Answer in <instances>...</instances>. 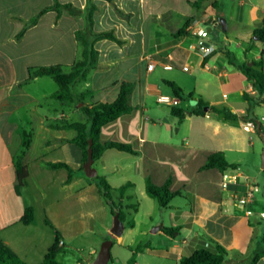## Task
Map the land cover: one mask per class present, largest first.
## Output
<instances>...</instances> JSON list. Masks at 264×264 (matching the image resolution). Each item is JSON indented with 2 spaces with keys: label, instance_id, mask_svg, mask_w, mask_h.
I'll list each match as a JSON object with an SVG mask.
<instances>
[{
  "label": "crops",
  "instance_id": "1",
  "mask_svg": "<svg viewBox=\"0 0 264 264\" xmlns=\"http://www.w3.org/2000/svg\"><path fill=\"white\" fill-rule=\"evenodd\" d=\"M58 1L84 12L90 0ZM91 2L97 7L94 32H113L121 43L107 39L94 43L97 65L87 80L73 85V102L64 103L53 98L58 90L54 79L28 80V71L60 65L68 73L80 57L75 33L86 27L84 16L49 11L18 40L25 26L54 0H0V240L27 263L38 264L58 235L63 241L60 251L70 246L85 253L77 264H90L106 235L96 236L100 222L104 232L112 233L117 245L128 250L125 264H130L131 251L139 244L150 247L137 253L135 264H179L197 249L214 251L212 240L230 251L234 264H247L264 248V168L254 163L250 174L240 154L254 153L264 142L258 132H245L241 124L246 117L264 116V103L253 104L257 89L223 51L249 66L264 60V42L255 38L256 28L264 23V0H205L199 8L193 5L195 0ZM219 15L227 20L226 31L215 27ZM195 24L208 32L212 28L203 41L205 51L189 33ZM150 63L155 66L152 71ZM166 81L193 95L180 101L185 107H178L186 110L182 122L157 102L159 94L173 95ZM123 83L133 84V110L106 124L100 141L129 144L136 154L109 149L93 167L96 176L106 178L115 189L132 183L123 194L113 192V199L126 207L133 227L121 225L112 215L95 177L84 171L82 150L73 143L76 132L62 128L64 122H86L81 107L115 101ZM199 99L229 108L238 119L228 121L211 110L203 116L191 114ZM162 112L169 128L162 129L155 121ZM177 123L181 127L175 131L184 127L187 137H172ZM215 152H222L236 167L223 172L203 169ZM18 160L28 171L23 186ZM50 164H65L70 171ZM224 173L238 175L237 182L224 187ZM147 177L156 185L171 179V191L180 194L161 208L146 194ZM254 185L259 188L254 200L241 206L237 194ZM29 208L33 218L26 225L22 220ZM172 226L182 227L175 238L162 232ZM30 257L36 260L29 261ZM109 264L119 260L111 254ZM256 264H264V256Z\"/></svg>",
  "mask_w": 264,
  "mask_h": 264
},
{
  "label": "trees",
  "instance_id": "2",
  "mask_svg": "<svg viewBox=\"0 0 264 264\" xmlns=\"http://www.w3.org/2000/svg\"><path fill=\"white\" fill-rule=\"evenodd\" d=\"M109 2L113 0H107ZM205 0H195L193 5L196 8L202 6ZM217 1L213 3V8L217 9ZM97 7L94 3L88 1L86 9L82 12L80 9L74 7L72 4H61L58 0H54V4L50 7H46L40 11L32 21L25 26V28L17 35V39H21L25 31L35 25L39 18L49 11L57 12L58 16L62 14L63 11H67L73 16H84L86 20V27L84 30L77 31L75 33L76 40L80 46V57L79 59L69 67V72H64L63 66H49V67H35L30 68L28 71V80H33L38 77H51L54 79L58 86V90L53 94V98L61 102H73V91L72 87L74 84L80 81H85L88 78L89 71L97 65L98 51L94 47V43L100 40H111L117 43H121L114 35L113 32H100L96 33L93 30L94 25V14L96 13ZM180 34L187 36L184 31ZM255 35L259 41L264 42V23H262L255 30ZM224 54L227 56L230 63L237 66L245 78L252 82L254 87L259 93V97L252 101L254 105H259L264 103V60L259 62H254L252 66L247 63H238L234 58L233 54L224 50ZM166 84L171 88L174 96L178 97L181 101H187L193 98L192 94H185L184 91L174 82L166 81ZM133 92V84L123 83L120 88V92L115 101L111 103H95L91 106L81 107V111L86 116L87 120L85 123H62V128L71 129L76 132V136L73 139V143L78 145L83 153V162L85 163L88 157V146L89 140L93 141V158L94 160H99L103 153L109 149H115L118 151L136 154V151L131 145L108 141L102 143L100 141V133L102 128L121 116L129 114L133 107L130 104V98ZM211 110L212 112L223 116L226 120L235 122L238 117L227 107H217L210 106L209 103L204 102L202 99L198 100L197 106L191 110V114L196 116H203L205 112ZM249 110V109H248ZM171 114L182 122L185 119L186 110L180 107H172ZM257 132L259 134L264 133V127L262 125L257 126ZM52 168H66L70 171L69 167L65 164H50ZM17 174L20 181V186L26 184V179L28 177V171L26 166L22 164L20 160L16 162ZM235 164H230L225 159L222 152H215L211 154L203 169H218L219 171H225L229 168H235ZM71 179V175L69 177ZM95 180L99 188V194L104 200V202L110 207L112 215L121 225H126L128 227L134 226L133 220L127 219V214L125 212V206L122 202H116L113 199V192H119L123 194L128 188L132 187V183H126L120 188H113L106 178L102 176H96ZM171 179H168L162 185H156L153 183L151 178L147 177L145 180L146 194L155 200L161 208H166L169 206L171 200L180 194V192H173L170 189ZM33 218V210L31 208L25 211L22 222L24 224H30ZM46 224L51 226V223L46 220ZM181 226L163 227L162 232L172 238L178 236L181 231ZM57 235L54 245L47 251L42 262L38 264H63L57 259L59 253V239ZM212 240V239H211ZM214 244V251L208 250L206 248H200L194 251L190 256H183L179 264H234L229 260L230 251L223 247L218 242L212 240ZM150 245H137L133 250V255L129 261L130 264H135V259L137 253L142 252ZM264 256V248L256 252L251 260L247 264H256V262ZM0 264H29L23 260L17 253H15L9 246L0 240ZM237 264H244V261H240Z\"/></svg>",
  "mask_w": 264,
  "mask_h": 264
},
{
  "label": "rangeland",
  "instance_id": "3",
  "mask_svg": "<svg viewBox=\"0 0 264 264\" xmlns=\"http://www.w3.org/2000/svg\"><path fill=\"white\" fill-rule=\"evenodd\" d=\"M180 106L181 107H185V103H180ZM161 115H162L161 118L155 119V121L159 125H161L162 129L169 128L170 124L165 123L166 121L163 119V117H166L165 113L162 112ZM179 127H181V124H179V123H177L176 126L173 127V135H172V137H187V134H186V131H185L184 127L181 129L180 132H176L175 131ZM258 135H260V134L258 133ZM165 136L168 137L167 134ZM188 137H190V136L188 135ZM263 148L264 147L259 146V148L255 149L254 153L240 154V157L242 158V161H243V167L245 168V170L249 171L250 174L253 173L254 163L257 164L258 166H262V151H263ZM106 224H107V227L112 226L111 219H108L106 221ZM96 231H97L96 232V236L98 238H100L103 233H106L105 237L103 239H101V243L100 244H102L106 240L114 242L115 245H114V247L111 250L112 259L114 261L116 259H118L119 260V264H125V261H126L127 256H128V250L125 249V248H120L117 245V242H118L117 238L114 237L112 235V233H107L106 231L104 232V230L101 228V223L100 222L96 223ZM131 254L133 255L132 251H131ZM132 255H131V257H132ZM84 256H85V253H82L81 251H77V250L73 249L70 246H66V247H64V250L60 251V253L58 254L57 258L63 264H77V262L80 259H83ZM131 257H130V259H131ZM130 259H129V261H130ZM34 260H36V258H31L30 257V259H29V261H31V262L34 261Z\"/></svg>",
  "mask_w": 264,
  "mask_h": 264
},
{
  "label": "built area",
  "instance_id": "4",
  "mask_svg": "<svg viewBox=\"0 0 264 264\" xmlns=\"http://www.w3.org/2000/svg\"><path fill=\"white\" fill-rule=\"evenodd\" d=\"M189 33L191 36L199 40V45L198 47L200 50L205 51V44L203 41L208 37L209 32L205 27H201L197 24L192 25L189 27ZM154 63H150L148 65V70L152 71L154 69ZM165 69H171L170 66H166ZM186 70V68H183ZM180 99L174 95H165V94H159L157 96V102L161 105L164 106H169V107H178L180 104ZM262 125L264 127V116L260 117L259 119H253V118H244L242 120L241 127L245 132L249 133H255L257 132V126ZM238 179V175L236 174H227L224 173L222 176V183L224 187H228L231 183H236ZM259 191V188L257 186H251L246 188L244 191L241 193L237 194V202L241 206H248L249 204L252 203V201L255 198L256 193ZM248 214H251V212L248 211ZM262 216H264V213H262ZM59 245H63V241H59Z\"/></svg>",
  "mask_w": 264,
  "mask_h": 264
},
{
  "label": "water",
  "instance_id": "5",
  "mask_svg": "<svg viewBox=\"0 0 264 264\" xmlns=\"http://www.w3.org/2000/svg\"><path fill=\"white\" fill-rule=\"evenodd\" d=\"M218 30L220 31H226L227 30V20L223 15H219L216 17V26ZM212 31V28L209 29V32ZM257 39V37H255ZM162 111L169 113L171 111V107L164 106L162 108ZM259 126V124H258ZM263 142H264V133L260 134ZM93 141L89 140V146H88V157L86 162L84 163V171L86 175L90 178H94L97 175L96 169L93 167L94 164V158H93V149H92ZM262 168H264V149L262 151ZM111 246L112 242L109 240H106L102 243L100 246L99 252L96 256V258L90 263V264H109L111 260Z\"/></svg>",
  "mask_w": 264,
  "mask_h": 264
}]
</instances>
